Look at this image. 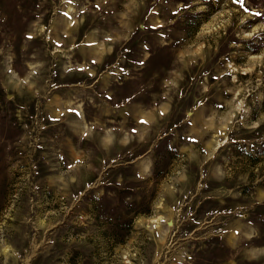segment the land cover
<instances>
[{
    "label": "rangeland",
    "instance_id": "1",
    "mask_svg": "<svg viewBox=\"0 0 264 264\" xmlns=\"http://www.w3.org/2000/svg\"><path fill=\"white\" fill-rule=\"evenodd\" d=\"M0 264H264V0H0Z\"/></svg>",
    "mask_w": 264,
    "mask_h": 264
}]
</instances>
